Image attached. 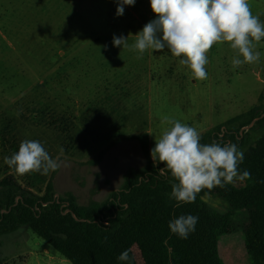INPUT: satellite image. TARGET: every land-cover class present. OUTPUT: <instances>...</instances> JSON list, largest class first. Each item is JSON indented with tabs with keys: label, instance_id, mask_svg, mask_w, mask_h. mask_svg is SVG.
<instances>
[{
	"label": "rangeland",
	"instance_id": "obj_1",
	"mask_svg": "<svg viewBox=\"0 0 264 264\" xmlns=\"http://www.w3.org/2000/svg\"><path fill=\"white\" fill-rule=\"evenodd\" d=\"M250 5L264 21V0ZM116 7V0H0V178L14 174L4 163L13 143L38 140L61 161L52 180L55 194L70 192L79 205L102 202L121 188L129 170L148 166L131 137L147 133L152 159L155 137L167 127L164 116L202 134L253 106L264 107V40L256 48L260 61L236 69L228 44L214 45L207 79L196 80L167 49L137 59V53L113 46L114 35H135L156 18L150 0L125 6L120 17ZM250 128L240 129L241 151L262 134ZM100 151L101 162L86 165ZM50 174L38 173L42 180L35 177L29 189L41 194ZM201 199L208 209L232 213L234 230L218 239L222 264H249L243 242L247 212L231 211L216 196ZM132 253L143 264L136 246ZM0 264L70 263L21 227L0 236Z\"/></svg>",
	"mask_w": 264,
	"mask_h": 264
},
{
	"label": "trees",
	"instance_id": "obj_2",
	"mask_svg": "<svg viewBox=\"0 0 264 264\" xmlns=\"http://www.w3.org/2000/svg\"><path fill=\"white\" fill-rule=\"evenodd\" d=\"M255 118L258 119L250 130L259 127L262 134L242 151L244 159L239 170L241 173L247 170L251 178L243 180L241 186L228 184L211 191L205 189L195 202L178 206L169 198L175 181L170 173L160 174L163 165L154 164L148 157V135L141 133L131 138L138 142L148 166L129 170L121 188L102 202L90 200L79 205L70 192L55 198L52 180L56 171L51 172L41 194L29 189L35 177L42 180L38 173L5 174L0 178V236L26 227L70 264H137L133 246L137 247L143 264H222L218 239L234 230L232 213L208 209L201 198L211 195L225 200L231 211L247 212L243 242L249 264H264V107L253 106L212 127L201 134V143L216 141L238 146L242 138L240 129ZM13 144L15 153L20 142ZM103 154L100 151L86 165H98ZM66 208L69 213H63ZM188 214L198 217V223L195 231L182 239L170 231L169 221ZM124 251L128 252L129 260H118Z\"/></svg>",
	"mask_w": 264,
	"mask_h": 264
},
{
	"label": "clouds",
	"instance_id": "obj_3",
	"mask_svg": "<svg viewBox=\"0 0 264 264\" xmlns=\"http://www.w3.org/2000/svg\"><path fill=\"white\" fill-rule=\"evenodd\" d=\"M116 3V16L120 17L125 6H134L136 0ZM150 7L156 18L135 35H114L113 46L137 53V59L148 50L167 49L196 80L207 79V54L217 44L227 43L234 52L233 69L260 61L261 53L256 48L264 40V21L253 14L250 0H150ZM130 35L134 37L132 43ZM161 123L167 127L155 137L150 155L154 164L163 165L160 174L170 173L175 181L169 198L178 206L195 202L205 189L211 191L251 178L250 172L239 170L244 153L236 144L201 143L197 128L169 116H164ZM4 163L20 176L48 175L61 167L59 158H53L40 141L27 139L21 141L17 152L4 157ZM197 223L198 217L181 215L169 221V229L187 239ZM117 259L128 261V252H122Z\"/></svg>",
	"mask_w": 264,
	"mask_h": 264
},
{
	"label": "water",
	"instance_id": "obj_4",
	"mask_svg": "<svg viewBox=\"0 0 264 264\" xmlns=\"http://www.w3.org/2000/svg\"><path fill=\"white\" fill-rule=\"evenodd\" d=\"M260 117H261V116H260ZM257 119H258V118L253 119V120H252L247 126L243 127L242 129L247 130L248 128H250V127L252 126V124H253ZM242 129H241V130H242ZM240 133H241V131H240ZM55 198H58V194H55ZM65 206L67 207V206H68V203H65ZM69 212H70V210H69L68 208H66V209L64 210L63 213H69ZM71 215L74 216L73 213H71Z\"/></svg>",
	"mask_w": 264,
	"mask_h": 264
}]
</instances>
